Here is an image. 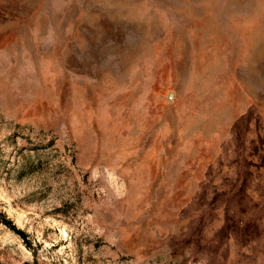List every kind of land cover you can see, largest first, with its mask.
I'll return each mask as SVG.
<instances>
[{"label": "rangeland", "instance_id": "374dc122", "mask_svg": "<svg viewBox=\"0 0 264 264\" xmlns=\"http://www.w3.org/2000/svg\"><path fill=\"white\" fill-rule=\"evenodd\" d=\"M0 264H264V0H0Z\"/></svg>", "mask_w": 264, "mask_h": 264}, {"label": "trees", "instance_id": "16d2710c", "mask_svg": "<svg viewBox=\"0 0 264 264\" xmlns=\"http://www.w3.org/2000/svg\"><path fill=\"white\" fill-rule=\"evenodd\" d=\"M1 218H2L1 219L2 222H4L5 224H7L8 226H10L11 228L17 230V232L23 234V230L17 228L16 225L13 223V221L10 218L7 217V215L4 214V215H2Z\"/></svg>", "mask_w": 264, "mask_h": 264}]
</instances>
